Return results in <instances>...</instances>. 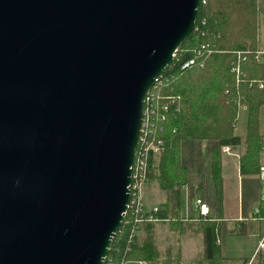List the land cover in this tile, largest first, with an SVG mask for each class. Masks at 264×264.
Segmentation results:
<instances>
[{
    "label": "water",
    "instance_id": "1",
    "mask_svg": "<svg viewBox=\"0 0 264 264\" xmlns=\"http://www.w3.org/2000/svg\"><path fill=\"white\" fill-rule=\"evenodd\" d=\"M201 0H0V264H104L144 99Z\"/></svg>",
    "mask_w": 264,
    "mask_h": 264
},
{
    "label": "trees",
    "instance_id": "2",
    "mask_svg": "<svg viewBox=\"0 0 264 264\" xmlns=\"http://www.w3.org/2000/svg\"><path fill=\"white\" fill-rule=\"evenodd\" d=\"M263 0H201L195 28L176 51L173 62L162 72L159 88V115L154 135L163 140L159 153H149L147 182H155L164 200L156 211H145L158 220L169 218L176 233L189 227L180 217L181 184L188 180V167L182 160L185 141L206 142L211 161V176L218 201L223 199L224 146H245L240 157L241 171L259 173L260 151L264 136L259 132L260 109L264 105V61L256 59L263 46L260 27ZM206 44V48L202 45ZM247 55L242 60L238 51ZM194 58L187 69L184 60ZM240 61V77L232 70ZM166 106V107H165ZM247 110L245 135L236 133L239 110ZM159 127L162 129L160 130ZM202 199V198H201ZM130 218V216H127ZM133 221V220H132ZM155 221H144L152 223ZM132 224H124L113 238L108 257L111 264L124 259H154L152 244L137 245L139 232L131 250L125 252ZM206 256L218 264L215 227L206 226ZM145 255V256H142Z\"/></svg>",
    "mask_w": 264,
    "mask_h": 264
},
{
    "label": "crops",
    "instance_id": "3",
    "mask_svg": "<svg viewBox=\"0 0 264 264\" xmlns=\"http://www.w3.org/2000/svg\"><path fill=\"white\" fill-rule=\"evenodd\" d=\"M261 27L260 33L264 46V0L262 2ZM262 46V47H263ZM264 122V105L260 109L259 116V132L264 136V129H260V124ZM236 125V124H235ZM247 127V121H246ZM246 133V129L244 135ZM243 136V135H242ZM194 141H185L184 147V163L188 167V180L181 184V210L180 217L189 222L188 229L181 236L175 237L171 231V238L177 243L184 242L183 247H173L169 245L167 251L175 250L176 259L182 260L183 264H212L211 259L206 256L204 234L206 226L215 227L217 250L220 253L218 264H264V250L259 249V244L264 238V186L262 185L259 173H250L241 171L240 157L245 151L244 145L239 147H230L228 151H224L223 157V199L218 201L214 183L211 176V161L207 153L208 144ZM202 144V146H201ZM205 150V152H204ZM237 158V165L236 159ZM196 163V170L193 171L188 164ZM188 163V164H187ZM232 164L234 170V181L227 179L226 169ZM209 165V170H208ZM207 170L209 171L210 180L207 179ZM192 180L195 184H189ZM149 185V183H147ZM159 190H161L159 188ZM214 191L215 203L212 204L209 198V192ZM160 192V191H159ZM159 202L153 201L147 203V208L158 206L164 200ZM197 198H202L210 207L207 215H202L196 206ZM158 199V198H157ZM169 218L162 220L167 222ZM157 220L152 223H144L141 226L137 238V245L152 244L155 247L156 255L154 259L162 264V259L154 240V233L158 223ZM157 225V226H156ZM180 235V234H178ZM181 239V240H179ZM145 256V255H142ZM150 259H134L130 260L135 264H149ZM128 264V263H127Z\"/></svg>",
    "mask_w": 264,
    "mask_h": 264
},
{
    "label": "built area",
    "instance_id": "4",
    "mask_svg": "<svg viewBox=\"0 0 264 264\" xmlns=\"http://www.w3.org/2000/svg\"><path fill=\"white\" fill-rule=\"evenodd\" d=\"M206 44L202 45V48H206ZM238 55L241 56L242 60H246L247 55L243 53V50L238 51ZM176 56V53H175ZM256 59L259 62L264 61V46L259 48L256 51ZM195 62L194 58H189L183 61L181 64V69L189 68ZM232 70L239 78L242 72V67L240 61L237 64H234ZM164 81V77L162 73L155 79L152 85L146 92L144 99V108H143V119L141 123L140 133L137 141V148L134 158V164L132 167V176L131 183L129 186L130 189V202L128 205V210L125 214L124 224H132L128 239V244L125 252L131 250L132 244L135 242V237L139 232L140 224L146 220L148 221H157L155 217L151 214L145 215V211L153 210L156 211L158 209L157 206H153L152 208L147 209L145 206L144 198H143V185L147 181V158L149 153H158L163 145V140L154 135L155 129H157V118L159 115V88ZM263 82L259 83V86L262 87ZM166 107V106H165ZM161 130L162 128L159 127ZM224 149L229 150L230 146H225ZM260 170L259 176L264 186V140L262 143L261 151H260ZM196 206L199 208V211L202 215H207L210 212L209 205L204 202L201 198L196 199ZM130 216L128 218L127 216ZM133 220V221H132ZM122 225V226H123ZM259 249L264 250V238L260 241ZM129 260L124 259L121 264H127ZM104 264H111V260L108 255L105 258ZM145 264V263H141ZM250 264V262L248 263Z\"/></svg>",
    "mask_w": 264,
    "mask_h": 264
},
{
    "label": "rangeland",
    "instance_id": "5",
    "mask_svg": "<svg viewBox=\"0 0 264 264\" xmlns=\"http://www.w3.org/2000/svg\"><path fill=\"white\" fill-rule=\"evenodd\" d=\"M247 110L245 108H241L239 110V113H238V117L236 119V125H235V129H236V133H238L239 135H244V132H245V129H246V121H247ZM260 116V115H259ZM260 129H264V122H262V125L260 124ZM195 144H198L200 145V143L198 141H194ZM204 143L203 142V146H204ZM202 146V144H201ZM225 147V146H224ZM223 147V150L224 151H228L227 149H224ZM245 148V146H244ZM185 152H189V151H186ZM184 147L182 145V160H183V157H184ZM205 152V150H204ZM159 153V152H158ZM236 159V165H237V158L235 157ZM188 164V163H187ZM189 167L195 171L196 170V163L193 162L192 165L188 164ZM227 173H226V176H227V179L231 180L232 182L234 181V170L232 168V164H229L228 166V169L225 168ZM208 170H209V165H208ZM207 170V179L210 180V176H209V171ZM191 180L189 181V184H195V182L192 180V178H190ZM148 182L146 181V183L143 185V198H144V202H145V206H147V203H151L153 201H156V202H159L161 199H162V196H161V190H159V186L157 183L155 182H150L149 185L147 184ZM160 191V192H159ZM158 198V199H157ZM209 198H212L211 203L214 204L215 203V198L216 196L214 195V191L211 190V192H209ZM196 199L194 198L193 201H195ZM148 209V208H147ZM158 227H156L155 229V233H154V240L157 244V248L159 250V253L161 256H164L165 255V252H166V255H165V258H163L161 261H162V264H183L182 263V260H179V259H176V256H175V250L176 249H179V247H183L184 245V242L182 241L181 243H177L176 244V241L174 238H171V231L174 232L172 230V228L170 227V224H169V221L167 222H159L158 224ZM156 225V226H157ZM180 235H178V233L174 232L173 235L175 237H179L181 236L183 233H179ZM181 240V239H179ZM169 245H174L173 247H177L176 249H170L169 251H167V248L169 247ZM149 264H154L157 262L156 259H151L148 261ZM128 264H135V262L133 261H128L127 262ZM159 263V261L157 262Z\"/></svg>",
    "mask_w": 264,
    "mask_h": 264
}]
</instances>
